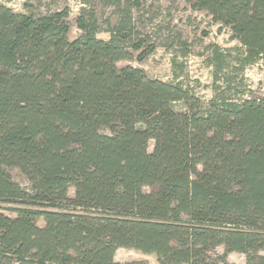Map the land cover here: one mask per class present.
Instances as JSON below:
<instances>
[{
  "label": "trees",
  "instance_id": "1",
  "mask_svg": "<svg viewBox=\"0 0 264 264\" xmlns=\"http://www.w3.org/2000/svg\"><path fill=\"white\" fill-rule=\"evenodd\" d=\"M186 1L229 29L242 66L264 60V0ZM66 16L0 3V204L17 206L0 212V264H124L122 247L158 264H264V97L203 102L118 66L154 50L128 14L108 40L85 8L70 40Z\"/></svg>",
  "mask_w": 264,
  "mask_h": 264
},
{
  "label": "rangeland",
  "instance_id": "2",
  "mask_svg": "<svg viewBox=\"0 0 264 264\" xmlns=\"http://www.w3.org/2000/svg\"><path fill=\"white\" fill-rule=\"evenodd\" d=\"M86 1L84 4L82 0H0V3L16 12L36 16L66 9L70 40L82 33L77 22L81 8L94 12L96 36L103 40L110 38L109 29L124 18V13L128 14L134 39L145 38L141 49L152 45L154 50L141 61L136 58L139 51H135L131 60L119 61V67H140L151 78L181 83L203 102L216 94L232 100L264 97V60L255 58L242 66L238 60H242V47L231 38L229 29L212 22L206 12L193 9L186 0H120L119 4ZM214 50L221 55L219 60L213 57ZM151 142L148 150L152 148ZM9 173L21 187L28 188L26 178L18 170L10 169ZM72 193L70 190L69 195ZM11 207L17 206L0 204V212L15 216ZM37 224L44 225L41 217ZM222 251L218 248L214 253ZM114 259L124 264H158L155 254L123 247L116 250ZM226 260L230 264H245L240 253H229Z\"/></svg>",
  "mask_w": 264,
  "mask_h": 264
}]
</instances>
